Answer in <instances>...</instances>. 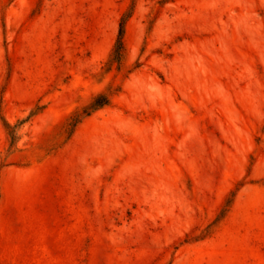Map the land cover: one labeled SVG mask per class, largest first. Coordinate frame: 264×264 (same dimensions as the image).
Wrapping results in <instances>:
<instances>
[{
	"label": "rangeland",
	"instance_id": "374dc122",
	"mask_svg": "<svg viewBox=\"0 0 264 264\" xmlns=\"http://www.w3.org/2000/svg\"><path fill=\"white\" fill-rule=\"evenodd\" d=\"M0 264H264V0H0Z\"/></svg>",
	"mask_w": 264,
	"mask_h": 264
},
{
	"label": "trees",
	"instance_id": "16d2710c",
	"mask_svg": "<svg viewBox=\"0 0 264 264\" xmlns=\"http://www.w3.org/2000/svg\"><path fill=\"white\" fill-rule=\"evenodd\" d=\"M125 17L124 15L121 18V21L119 23V30H118V35L117 39L115 42V47L113 50V61H118L123 53V26L125 22ZM109 99L105 94H99L96 96L93 101L90 103L88 108L83 109L81 112L76 113L70 122V125L73 127L75 126L84 116L89 115L92 111L106 105L108 103Z\"/></svg>",
	"mask_w": 264,
	"mask_h": 264
}]
</instances>
